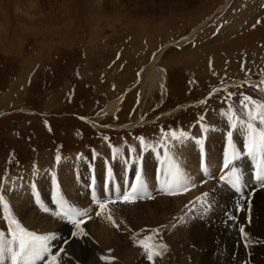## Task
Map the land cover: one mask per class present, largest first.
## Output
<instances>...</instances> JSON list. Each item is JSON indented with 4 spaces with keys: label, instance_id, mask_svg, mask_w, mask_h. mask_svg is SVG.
<instances>
[{
    "label": "rangeland",
    "instance_id": "1",
    "mask_svg": "<svg viewBox=\"0 0 264 264\" xmlns=\"http://www.w3.org/2000/svg\"><path fill=\"white\" fill-rule=\"evenodd\" d=\"M27 1L0 0V192L6 199L10 197L11 213L21 225L53 237L50 243L63 251L58 264H235L237 256L238 262L264 264V225L254 227L251 213L239 216L247 224L245 247L237 224L224 213L232 204L222 206L214 196L223 193L218 179L208 189L213 198H205L211 208L196 206V211L183 217V224L177 219L183 216V207L196 202L193 194L181 206L172 195L134 205L123 203L111 209L119 228L107 218L101 219L98 225L106 227L98 231L102 238L96 241L87 235L85 225L81 228L86 235L77 234L79 229L68 226L70 220L53 221L57 211L41 213L31 199L32 191H42L58 210L56 201L62 197H50L52 191L46 187L52 184L56 188L66 174L73 179L70 183L82 177L86 191L97 185L128 187L129 178L137 173L142 184H152L157 168L159 172L168 168L153 165L156 152H147L134 171L125 160L136 161L135 156L117 152L108 144L119 151L124 147L136 151L143 146L151 151L176 146L168 157L179 160L183 168L185 156L194 158L189 159L192 164L201 158L204 145L197 141L205 136L199 125L181 143L184 138L173 140L168 134L186 133L201 117L212 128L223 124L224 108L240 103L244 96L264 102V0H32L33 18L20 12L19 5ZM182 38L189 39L179 46ZM157 57V67L167 76L164 89H151L148 84ZM221 85L228 90L202 104L207 92ZM121 97L115 111L104 113ZM78 115L99 117L102 127L81 122ZM217 134L209 135V154L217 151ZM93 149L103 158L85 156ZM58 155L60 179L51 173L53 179L41 180V190L35 191L32 184L19 187L17 181L27 180L33 172L50 171ZM206 160L200 166L203 176L210 173ZM159 161L167 163L162 156ZM141 165L143 170H139ZM98 166L111 170L103 180L105 175L96 173ZM85 194H74L79 205L87 202L98 211V190L93 194L96 201ZM229 214L237 215L236 211ZM196 221L205 235L198 233L193 243L191 229ZM106 230L111 241L106 240ZM149 235L153 237L149 243L167 246L152 261L139 244ZM73 245L78 253L73 252ZM226 250L231 253L226 256L230 261H218L220 251L226 255ZM91 258H95L93 263Z\"/></svg>",
    "mask_w": 264,
    "mask_h": 264
},
{
    "label": "snow or ice",
    "instance_id": "2",
    "mask_svg": "<svg viewBox=\"0 0 264 264\" xmlns=\"http://www.w3.org/2000/svg\"><path fill=\"white\" fill-rule=\"evenodd\" d=\"M241 107L245 110L247 119H240V117L236 115L235 111L232 110L231 106H229V113L227 114L228 120L233 128H235L237 124L247 128L248 143L245 145V147L248 150V155L255 156L257 153H259L262 158V162H264V102L244 96L241 99ZM202 119L203 117H201V120ZM168 135H170L173 140H180L181 138L187 137V133L183 131H181L179 134L176 132H171ZM105 139H107V137H105ZM139 139L143 145V138L141 137ZM234 158L235 156L231 158H225L223 167L229 170L224 175H222L220 179L222 181H226L232 187L238 189L240 185V177L237 174V169L234 166L230 168V165L233 164ZM56 159L57 162H59L61 158L58 155ZM169 174L171 176V181H166V184L169 185L167 188V194L174 195L176 192L173 190L171 185L180 186L183 183L179 166L175 165L173 169L170 170ZM258 178L264 180V171L261 172V175ZM129 188V191L119 194L116 199L99 201V210L96 212V215L99 216L103 212H107L106 218L112 223L114 227L119 228V224L114 220L111 209L108 208V205L115 204L117 202L134 203L138 198L137 194L145 190L139 175L136 177V183L131 184ZM204 195L206 196L207 194L205 193ZM56 203L59 205L61 211H57L55 215L68 218L70 222H72L76 228L79 229V233L77 234L86 235V233H84L83 229L81 228V224L84 223V221L76 219V217H85L87 216V212L78 211L68 207L62 198L58 199ZM0 206H2L3 212L5 214L4 219L9 225L7 235L5 232H0V264H5L6 260L10 261L11 264H37V261L41 260L46 261V264H58L57 257L59 256V252L53 254L51 252L49 243L53 237L48 235H38L35 232L28 231L23 228L12 215L10 206L3 195H0ZM42 210L47 212L48 208H43ZM229 219L234 220L235 217L230 216ZM153 232H158V230L154 229ZM239 232L241 234V239L244 242V246L247 247L248 236L245 232V228L241 226L239 228ZM152 239L153 237L149 235L143 240L139 241L140 246L144 249L145 253L147 254V258L150 261H152L155 256H159L161 254L159 249L167 248V246L164 244L156 245L155 243H149L152 241Z\"/></svg>",
    "mask_w": 264,
    "mask_h": 264
},
{
    "label": "bare ground",
    "instance_id": "3",
    "mask_svg": "<svg viewBox=\"0 0 264 264\" xmlns=\"http://www.w3.org/2000/svg\"><path fill=\"white\" fill-rule=\"evenodd\" d=\"M33 5H34V2L32 1V0H28L27 1V3H25L24 5H19V8L21 9L20 10V12H24L25 14H29V16H31L32 18H33V13H34V11L33 12H31L33 9H31L30 7H33ZM30 8V9H29ZM22 15V14H21ZM34 15H36V14H34ZM23 16V15H22ZM204 25V24H203ZM196 31H198V30H196ZM189 38H187V39H183L181 42H179V43H177L179 46L183 43H185L187 40H188ZM158 60H159V57H157L153 62H152V64H151V71H150V74H149V76H148V84L150 85V87H151V89H153V88H155L156 86H161L163 89H164V87L166 86V84H167V76H166V74H165V72H164V70H162V69H160V68H158L157 67V62H158ZM162 90V89H161ZM122 100H123V97H121L120 99H117L115 102H112V103H110L109 105H108V107H107V110L104 112V113H106V112H109V111H115L117 108H118V106L120 105V103L122 102ZM229 127V125L227 124V128ZM230 128H232V127H230ZM220 139H221V141H220ZM216 140L217 141H219L220 143H222L223 144V136H222V133H221V136L219 135V133L217 134V137H216ZM210 142H212L213 144H214V140H211ZM236 145H237V142L234 140V142L232 143V147L233 148H235L236 147ZM216 146H218V144L216 145ZM212 147V146H211ZM195 149V148H194ZM222 148H220L219 150L217 149V151L215 152V153H213V154H209V156H210V165L207 163V160H206V165L208 166V168H209V170H208V172H210V171H214L215 169H216V158L218 157V156H220V152H222ZM182 153V152H181ZM258 154L259 153H257L255 156H250V158H247L246 159V161H243V160H241V162L239 163V165L241 166V173H245V174H250L251 172H252V170H251V167H252V169L254 170L255 169V166H256V163H257V161H258ZM184 155V153H182V156ZM194 155V157L196 156V154H193ZM186 157V159H185V163H184V167L185 168H183L181 165H180V161L179 160H174V159H171L173 162L175 161L176 163H175V165H178L179 166V169H180V172H181V174H185V175H187L188 177H191L192 178V176H194V177H196V176H203V174L200 172V166H201V161L199 160V159H197V161H195V163H197V165H198V167L195 165V163H191L190 161H189V159L190 160H192V159H194V158H187V156H185ZM252 158V159H251ZM96 159L98 160V157H96ZM250 159H251V161H250ZM173 162H171L170 164H172ZM85 163V161H83L82 162V164H84ZM153 163V162H152ZM159 163V164H158ZM156 164H158L159 166L160 165H165V166H167L168 164L167 163H164V164H161V162L159 161V162H156ZM156 164H153V165H156ZM108 165H111V164H108ZM174 165V166H175ZM104 166H106V165H104ZM104 166H98V168H97V171H96V173H102V174H104L105 176L101 179V180H103L105 177H107V175L110 173V171L111 170H109L108 168H104ZM142 166V165H141ZM83 168V167H82ZM95 168V167H94ZM94 168L92 169V170H94ZM128 168V167H127ZM75 169V168H74ZM126 169V168H125ZM170 169L171 168H167L166 170H161V172H159L160 171V167H158L157 168V173H161L162 174V176L164 177V176H170ZM134 171H136L137 170V168H135V169H133ZM129 171V170H128ZM262 171H264V162H261V166H260V169H259V173H261ZM114 172H116V171H114ZM121 172H123V171H121ZM120 172V173H121ZM221 172V171H220ZM156 173V174H157ZM222 174H221V176L222 175H224L225 174V171L223 170L222 172H221ZM208 174H210V173H208ZM70 175H68V174H66V176H63V178H61V181H62V183L61 184H59L55 189H54V191H56L57 193H55V194H58V196L60 197V195L62 194V188H61V186H63V188L65 189V191L66 192H69L68 194L70 195V196H72V197H69V196H67L66 197V203H67V205H68V207H70V208H73V209H79V206L80 207H86V206H88L89 205V203H85V204H81V205H79V203L77 202V198L76 197H74V194L76 193V191H78L79 193H80V191H83L84 193L86 192V194H89L90 196L92 195V198H93V194L94 193H96V191H97V187H99V189H101L100 188V186H98L97 185V187H95L94 186V188H92V189H87L86 191L84 190V189H82V187L84 186V181H82V177H80V176H77V177H75V179H74V181L73 182H71L70 183V181H72L73 179L72 178H70L69 177ZM122 176H123V174H122ZM220 176V177H221ZM145 177V176H144ZM143 177V178H144ZM162 177V178H163ZM244 177H246V176H244ZM94 179V178H93ZM124 181V180H123ZM127 181V180H126ZM209 182L210 181H207L206 182V187H205V189L207 190V189H209V187H210V185H208L209 184ZM144 185V184H143ZM119 186V185H118ZM146 185H144V187H145ZM71 187V188H70ZM102 187H104L103 185H102ZM77 188H78V190H77ZM93 189L95 190L94 192H93ZM223 189V188H222ZM89 190H90V192H89ZM71 192V193H70ZM259 193L260 194H258L257 196H258V199H257V201H254V203H252V208H251V214H252V216L254 217V227H255V224L257 225V227L258 228H261L263 225H264V222L262 223V220H263V218H264V190H261V191H259ZM95 195H98V193L97 194H95ZM50 197L52 196V197H55L54 195H53V191H52V193L49 195ZM63 196V195H62ZM61 196V197H62ZM193 196H194V194H193ZM213 195H208V197L209 198H213L212 197ZM214 196H218V199H220L221 200V205L223 206H225V204H228V203H231L232 204V208H234V206H233V203H232V199H233V194H231L229 191H227L226 189H223V193H221L220 195H214ZM260 196V197H259ZM87 197V196H86ZM187 196H182V197H177L176 199H175V201L177 202V204L179 205V206H181L182 204H183V200L186 198ZM207 197V198H208ZM230 197H231V200H230ZM71 198V199H70ZM94 198H96V196L94 197ZM255 199H256V197H255ZM253 200H254V198H253ZM94 201V200H93ZM97 203H98V201H97ZM253 204L255 205V207L253 206ZM221 207V206H220ZM80 209H84L83 211H86L87 212V218H88V220H87V222H86V224H85V226L84 227H87V235L91 238V239H93V240H95L96 241V239L98 240V238L100 239V238H102V234L101 233H99L98 231L99 230H104L103 229V227H106V226H102V225H98V221H100L101 219L102 220H107L106 219V213L105 212H103L101 215H99V216H97L96 215V212L95 213H90L91 211H89V209H87V208H80ZM78 211H80V210H78ZM242 215V214H241ZM245 215V214H244ZM97 217V218H96ZM92 219H94V220H96V221H93L92 222ZM54 220H64V221H66V223H69V219L68 218H66V217H61V216H57V215H55V218L53 217V221ZM52 221V222H53ZM51 222V223H52ZM107 222V221H106ZM47 223V222H46ZM55 224V223H54ZM101 224V223H100ZM59 226V225H58ZM65 226V225H64ZM246 226H247V224H246ZM258 228H256V229H258ZM47 229V228H46ZM60 229V228H59ZM44 230V229H43ZM50 230V229H49ZM53 230V229H52ZM51 231V230H50ZM66 231V230H65ZM191 231H192V239H190L191 240V242H195V240H197L198 239V233H201L202 235H205L202 231H203V228H202V226L199 224V222H195L194 224H193V226H192V229H191ZM49 232V231H48ZM57 232V231H56ZM46 233V232H45ZM53 233V232H52ZM104 234H106L107 235V237L109 236V234H111V233H109V231L108 230H106L105 231V233ZM201 234H200V236H201ZM222 236H224V235H222ZM98 237V238H97ZM229 237V235L226 237V238H228ZM8 238H10V237H8ZM222 240H225V243H226V239H225V236L224 237H222L221 238ZM220 239V240H221ZM106 240L107 241H111V239L108 237V238H106ZM228 242V241H227ZM184 244V243H183ZM227 244V243H226ZM72 250H73V252L74 253H78L77 252V249L75 248V246L73 245L72 247ZM226 248H222L221 250H225ZM200 252H201V250L200 249H198ZM99 251V250H98ZM66 252V251H65ZM226 252H228V254H224V253H222L221 251H220V253H219V255H218V261H230V258H227L226 256H229V254H231L229 251H227L226 250ZM67 253V252H66ZM66 253H65V255H66ZM126 253V252H125ZM235 253H237V250L235 251ZM99 255V254H98ZM71 256V255H70ZM68 257V256H67ZM231 258H233V256H230ZM239 256H237V260L236 261H234V263L235 264H241L242 262H238V260H239ZM62 259V258H61ZM91 263H93L94 261H95V258H91L90 260H89ZM9 263H11L10 261H5V264H9ZM60 263V262H59ZM67 264V263H66Z\"/></svg>",
    "mask_w": 264,
    "mask_h": 264
}]
</instances>
